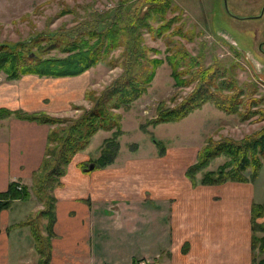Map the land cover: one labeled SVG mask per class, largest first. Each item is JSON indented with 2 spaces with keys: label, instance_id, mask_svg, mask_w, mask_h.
<instances>
[{
  "label": "crops",
  "instance_id": "0c3cea01",
  "mask_svg": "<svg viewBox=\"0 0 264 264\" xmlns=\"http://www.w3.org/2000/svg\"><path fill=\"white\" fill-rule=\"evenodd\" d=\"M86 73L0 78V108L55 115L84 95ZM50 127L13 114L0 118V192L12 181L28 186ZM89 148L73 156L54 189L48 264H163L167 248V264H251V206L262 203L257 179L192 186L185 170L193 158H170L169 150L87 171L80 164L90 159ZM35 199H16L0 211V264L38 263L30 226L22 224L43 208ZM149 200L157 206L150 208Z\"/></svg>",
  "mask_w": 264,
  "mask_h": 264
},
{
  "label": "trees",
  "instance_id": "16d2710c",
  "mask_svg": "<svg viewBox=\"0 0 264 264\" xmlns=\"http://www.w3.org/2000/svg\"><path fill=\"white\" fill-rule=\"evenodd\" d=\"M129 1L134 2L122 0L114 8L95 13L92 18L79 20L70 28H58L27 41L0 42V72L4 73L7 79H18L24 74L75 76L103 61L113 49L120 46L123 48L122 73L94 98L90 109L83 110L75 119L63 120L40 112H13L7 108H0V118L13 114L40 123L52 124L62 120V122L68 120L71 122L67 127L63 126L48 132L44 156L38 169L33 173L31 187L12 181L6 190L0 192V211L8 208L16 199H29L31 193L43 205L35 216H30L22 223L30 226L35 248L40 256L37 264L49 262L51 239L54 236L56 201L52 192L61 185V177L66 173L68 164L77 152L89 145L91 138L99 130L111 131V134L102 140L96 156L91 155L90 159L80 166L85 170L93 163V169L104 168L114 161L119 151L118 136L121 134V126L120 114L114 113L112 109H127L145 94L156 68L163 61H167L171 67V76L176 86L187 85L188 82L195 80L196 85L182 101L173 106L159 103L156 116L148 122L149 124L181 120L206 102L213 103L226 113H236L241 119H246L250 116L249 107L262 100V98L250 97V94L256 91L254 84H245L246 86L238 84L234 78L225 75L224 68H220L222 72H219L216 66L204 67L201 53L192 55L180 46L173 51L169 49L170 53L166 54L165 59L148 54V51H152L156 55L159 50L140 45V27L153 36H162L177 21V17L165 18V14L171 8L170 0H150L134 5L138 1L136 0L130 7ZM151 21L157 25L153 26ZM178 30H174L173 33L179 35L181 32ZM181 34L185 37L184 33ZM38 42V46H35L37 48L33 50V46ZM44 42L47 44L45 49H50L49 52L57 50L65 55L44 56L46 50L40 45ZM108 64L115 65L113 62ZM194 66H197V72L191 78H180L181 74L187 73V69ZM219 75H222L221 79ZM194 76L198 80L193 79ZM246 89L248 100L244 101L239 97L246 94ZM225 91L231 94H225ZM242 108L244 110H241ZM256 112L257 110L251 113ZM164 153L165 147L158 152L160 156ZM220 156H224L225 160L215 169L206 170L212 160ZM263 164L264 128L239 140L230 137L207 140L197 151L195 161L187 166L185 175L192 186L219 185L227 181L253 182ZM263 215L264 202L252 203L251 250L253 251L258 241L262 253H264V235L257 238L254 231L264 233ZM38 219L45 221L42 230L38 229ZM182 250L185 251L186 248ZM252 264H264V254L258 260H252Z\"/></svg>",
  "mask_w": 264,
  "mask_h": 264
},
{
  "label": "rangeland",
  "instance_id": "374dc122",
  "mask_svg": "<svg viewBox=\"0 0 264 264\" xmlns=\"http://www.w3.org/2000/svg\"><path fill=\"white\" fill-rule=\"evenodd\" d=\"M120 1L122 2V0H0V42L27 41L58 28H70L79 20L92 18L95 13L114 8L120 4ZM132 1L134 2L129 1V7L136 2V0ZM145 1L150 2V0H138L134 5L143 4ZM170 2L171 8L165 14V18L177 17V21L172 24L169 31L162 36H153L143 27L139 29L140 45L159 50L156 55L152 51H148V54L165 59L166 54L170 53L169 49L173 51L180 46L192 55L201 53L204 67L216 66L219 72H222L220 68H224L225 75L234 78L238 84L244 86L254 84L256 91L251 93L250 97L262 98V100L249 107L248 115L250 116L246 119H241V116L236 113H226L213 103L206 102L181 120L156 125L149 124L148 122L156 116L159 103L173 106L182 101L196 85L195 80L191 81L192 83L188 82L187 85L176 86L171 76V67L167 61H163L156 68L145 94L127 109H112L114 113L120 114L121 134L118 136L119 151L111 164L116 162L117 166H121V163L128 159H156L158 152L164 147L166 152L169 150L170 158L186 153L189 158H193L192 162H194L197 151L209 139L218 140L222 137H230L239 140L264 128V51L258 49V43L264 42V0H226L228 11L225 10L224 0H170ZM150 23L153 26L157 25L154 21ZM176 29L184 33L185 37L181 33L174 34L173 31ZM38 44L39 42L32 44L34 45L33 50ZM40 45L45 49L47 44L44 42ZM45 50L48 52L45 51L44 56L65 55L57 50L50 52V49ZM122 52L121 46L115 48L103 61L87 69L88 73L83 77L87 83L84 95L82 97L81 95L73 96L66 109H60L55 115L44 111L40 113L57 119L72 120L79 117L83 110L90 109L94 98L122 73ZM108 62H113L115 65L110 66ZM187 70L188 72L181 74L180 78H191L197 72V66ZM0 78L7 81L13 80L7 79L2 72H0ZM221 78L222 75H219V79ZM224 93L231 94L227 91ZM246 94L239 98L247 101V89ZM255 110H257L256 113H251ZM62 121L46 124L50 125V130H52L67 127L71 123L69 120ZM34 122L37 121L34 120ZM110 134L111 131L104 130L95 133L89 143L90 155L96 156L97 148L102 140ZM224 160V156L213 159L206 170L215 169ZM33 173L29 187L33 184ZM256 179V199L263 203L264 164ZM52 194L54 195V191ZM35 201L38 204L37 199ZM156 206V201L149 200L150 208ZM164 207L167 213L170 207L169 202L165 201ZM44 222L38 219L39 230H42ZM254 234L257 238L264 235L261 231H254ZM162 253L165 259L161 262L167 264V257L170 256L169 248ZM263 254L260 250V242L256 241V247H253V251L251 250V264L252 260H258Z\"/></svg>",
  "mask_w": 264,
  "mask_h": 264
},
{
  "label": "water",
  "instance_id": "95a60500",
  "mask_svg": "<svg viewBox=\"0 0 264 264\" xmlns=\"http://www.w3.org/2000/svg\"><path fill=\"white\" fill-rule=\"evenodd\" d=\"M224 3H225V10L228 11L227 6H226V0H224ZM93 168H94V164L91 163L88 165V167L85 170L89 171V170H92Z\"/></svg>",
  "mask_w": 264,
  "mask_h": 264
},
{
  "label": "flooded vegetation",
  "instance_id": "af4514ba",
  "mask_svg": "<svg viewBox=\"0 0 264 264\" xmlns=\"http://www.w3.org/2000/svg\"><path fill=\"white\" fill-rule=\"evenodd\" d=\"M254 17H255V16H254ZM263 45H264V42H263V44H261V42L258 43V49H259L260 51H264ZM261 46H262V48H261Z\"/></svg>",
  "mask_w": 264,
  "mask_h": 264
}]
</instances>
